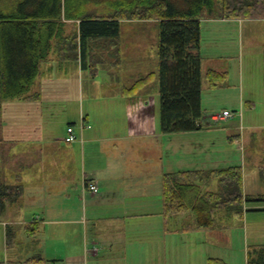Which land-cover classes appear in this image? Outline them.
<instances>
[{
	"label": "crops",
	"instance_id": "obj_1",
	"mask_svg": "<svg viewBox=\"0 0 264 264\" xmlns=\"http://www.w3.org/2000/svg\"><path fill=\"white\" fill-rule=\"evenodd\" d=\"M21 1L12 0V4ZM67 20L75 19L63 16V22ZM126 20L132 21L129 24L132 27H124L121 23L120 37L113 46L116 52L106 57L100 55L95 61L91 57L86 66L82 65L81 57L73 60L60 58L58 50L55 51L60 38L56 37V46L48 49L46 57L39 60L40 73L30 92L24 98L12 99V136L7 137L5 120L4 135L12 141V183L22 182L25 190L20 201L10 205L0 218L4 233V252L0 245L3 264H159V260L176 264L174 233L180 228H168L172 218H183L180 231L184 233L181 237V246L184 247L188 243L186 233L189 231L224 228L223 222L227 224L235 218H243L244 213L241 216L217 208L213 225L199 227L196 213L191 209L166 214L163 184L160 193L154 181L161 170L159 150H152L154 163L151 166L145 164L147 156L143 157L150 147L146 138L161 136L158 78L135 93L127 91L140 77L158 72L159 21ZM259 21L264 18H201V54L207 24L221 23L226 31L235 29L239 36L248 22ZM70 34L69 30L63 29L62 36ZM247 43L262 45L264 65V42L242 44L240 39V51L246 49ZM206 58L202 55L203 110L207 97L213 98L217 92L232 86L244 99L242 67V79L237 84L230 70L222 66L206 68V81H203ZM99 70L104 71L103 75L98 74ZM210 70L227 73L226 79L221 78L217 84H212L207 77ZM137 75L140 76L130 78ZM69 84H75L77 90L70 91ZM155 94L159 96L157 109L151 103ZM32 95V99L27 98ZM244 105L253 108L254 102L246 101ZM224 110L230 109L224 107ZM209 111L198 120L202 124L198 130L163 132L164 136H169L168 151L177 156V160L184 159V156L185 160L196 158L201 165L213 167L179 168L177 171L232 167H218L217 163L234 158L233 143L242 144L243 136L233 134L226 141H219V130L212 118L218 110L212 106ZM56 116L61 119L66 116L68 127L74 128L75 141L65 139L68 128L56 133L49 126L48 121ZM233 116L221 119L227 123L225 131L233 127L229 120ZM247 128L242 125L244 131ZM207 132L210 134L207 140L195 146L190 143L191 135ZM177 136H181L180 139ZM234 166L242 167L244 185L243 166ZM172 172L176 171L164 173L163 180ZM261 174L264 176V168L260 169ZM215 178L196 181L201 194L218 192V178L215 189L211 188ZM91 183L97 184L98 192L89 189ZM10 225L14 234L12 244L8 243L6 233ZM161 230L164 235H158ZM211 258L222 259L208 256L207 264Z\"/></svg>",
	"mask_w": 264,
	"mask_h": 264
},
{
	"label": "trees",
	"instance_id": "obj_2",
	"mask_svg": "<svg viewBox=\"0 0 264 264\" xmlns=\"http://www.w3.org/2000/svg\"><path fill=\"white\" fill-rule=\"evenodd\" d=\"M83 1L22 0L12 11L0 12V218L10 205L20 201L25 190L22 182H10L6 173L12 141L4 135L3 103L27 96L40 73L39 60L46 57L53 39L60 38V58L81 57L82 65L86 66L91 57L93 61L100 57L94 52V43L104 40L111 46L117 45L123 20L157 19L158 72L140 77L127 91L135 93L158 78L161 128L164 133H174L202 128L198 122L203 116L201 18L212 15L264 18V0H198L190 12L173 11L172 0H115L106 2L104 16L87 14ZM63 16L79 20L75 31L68 36H62ZM226 76L225 72L210 70L207 77L215 85ZM27 98L32 99L33 95ZM214 177L219 180L218 192L201 194L196 181ZM163 187L166 214L191 209L196 213L199 227L213 225L217 208L242 216L244 200L248 199L244 194L241 166L167 173ZM6 233L8 243L12 244V225L7 226ZM0 264H3L1 253ZM209 264L228 263L211 258ZM247 264H264V245L250 247Z\"/></svg>",
	"mask_w": 264,
	"mask_h": 264
},
{
	"label": "rangeland",
	"instance_id": "obj_3",
	"mask_svg": "<svg viewBox=\"0 0 264 264\" xmlns=\"http://www.w3.org/2000/svg\"><path fill=\"white\" fill-rule=\"evenodd\" d=\"M112 1L115 0H84L83 3L87 14L104 16L105 13L103 9L108 7L106 2ZM196 1L198 0H172V10L190 12L191 8H195ZM14 7H16V5L12 4V0H0V12H10ZM122 22L124 23L122 24L124 27H132L129 25L132 21L123 20ZM76 23L77 20H67L64 22V30H69V32L72 33L77 28ZM131 29L135 30V28ZM234 32L235 29L226 31L225 26H222L221 23L212 22L207 24L205 28L206 41L202 50V55L207 57L206 63L204 64L203 81H206V68L210 66H222L230 70L237 84L241 78L242 67L244 99L240 98V94L237 90H234V86H232L231 89L221 90L217 92L216 96H213V98L211 96L207 97L203 116L208 113L212 106L218 110V112L215 113H222L224 107L229 108V111L235 113V116L229 119L231 123H233L231 130L226 129L225 131V126L227 125L225 120L216 121L214 126L219 130L217 133L219 141L224 142L229 135L238 134L243 136L242 144L234 141L233 148L236 151L234 158L230 160L226 158L225 161L217 164L218 167L234 165L243 166L244 191L245 194L248 195L246 196L248 199L245 198L246 206L244 207H246V209H244L243 218H235L227 224L223 222L222 224H225L224 228H207L200 231L193 230L187 232L186 237L188 243L186 247L181 246V237L184 233H182L183 231L181 230V232L180 229L183 225V218H172L168 228L172 230L180 228L174 233L175 246L173 247L177 252L176 264H207L208 256L220 257L229 264H247L248 249L255 244H264V176L262 174L260 175V169L264 168L263 47L262 45L247 43L246 49L240 51L242 46H240V39L242 44L247 41L264 42V21L248 22L247 28L242 31L239 36L237 31L235 32L236 35H234ZM56 43L57 40L53 39L51 42L52 47H55ZM93 46L94 52H97L99 56L102 55L106 57L115 52V47L104 42V40H102V42L97 41ZM57 50L58 48L55 49V51ZM103 72V70H99L98 74L103 75ZM138 76L140 75L130 78H137ZM71 78L73 77L70 76V79ZM75 80L69 81L73 82ZM61 83L60 81L59 84ZM69 87L72 92L77 90L75 84H69ZM155 95V99H152L151 103L155 105L157 109L159 105V96L157 94ZM246 101H253V108L245 106L244 104ZM3 113V118L8 125L6 131L8 133L7 137L11 138L12 99L4 101ZM58 114H61V111H59ZM56 117L48 121L49 126L53 127L56 133L61 132L62 128L66 130L69 125L66 116H64L65 119ZM243 124L248 127L245 131L242 129ZM191 136L193 138L190 143L195 146L198 142L207 140L210 134L208 132L206 134L196 133ZM177 137L180 139L181 136ZM146 141L149 143L150 147L148 146V149H146V152L143 154V157L147 156V162L145 164L147 166L153 165L152 150H159L158 155L161 157L162 163L160 173H158L159 177L155 176L154 180L155 186L157 185L159 187L160 193H162L163 175L166 172L177 171L179 168H200L201 166H207L205 167L207 169L213 168L208 167L212 166L209 164L201 165L200 161L196 160V158L185 160L186 157L184 155V159L177 160V156L174 157L171 151H168L167 143L169 141V136L166 134L164 136L162 129L160 138L150 137L146 138ZM196 154L197 152H194V155ZM9 155L11 159H8L6 163V173L8 180L12 182V152H10ZM187 163H190V165H187ZM0 164H2L1 160ZM216 185L217 179L215 178L211 183V188L215 189ZM156 215L155 213V220ZM160 217L163 218V215H160ZM158 235H164L163 231L161 230ZM0 239L1 249L4 252V233L2 224H0ZM166 263V260H159V264Z\"/></svg>",
	"mask_w": 264,
	"mask_h": 264
},
{
	"label": "built area",
	"instance_id": "obj_4",
	"mask_svg": "<svg viewBox=\"0 0 264 264\" xmlns=\"http://www.w3.org/2000/svg\"><path fill=\"white\" fill-rule=\"evenodd\" d=\"M233 112L229 110H224L222 113H216L213 114L212 118L214 121H219L221 119L229 118L233 116ZM68 136L65 138L68 142H72L76 140V135L74 134V128L72 126H69L67 129ZM89 189L94 192H98L99 188L96 183H91L89 185Z\"/></svg>",
	"mask_w": 264,
	"mask_h": 264
}]
</instances>
